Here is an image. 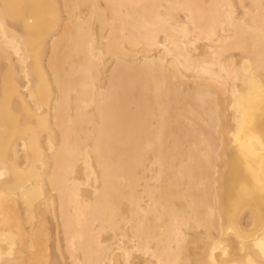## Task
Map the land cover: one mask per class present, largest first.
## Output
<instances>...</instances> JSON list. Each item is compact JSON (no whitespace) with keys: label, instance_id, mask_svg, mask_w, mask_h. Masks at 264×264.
Listing matches in <instances>:
<instances>
[{"label":"bare ground","instance_id":"1","mask_svg":"<svg viewBox=\"0 0 264 264\" xmlns=\"http://www.w3.org/2000/svg\"><path fill=\"white\" fill-rule=\"evenodd\" d=\"M0 24V264L264 261V0H0Z\"/></svg>","mask_w":264,"mask_h":264},{"label":"snow or ice","instance_id":"2","mask_svg":"<svg viewBox=\"0 0 264 264\" xmlns=\"http://www.w3.org/2000/svg\"><path fill=\"white\" fill-rule=\"evenodd\" d=\"M0 26H2V24H0ZM233 231L232 228H229V232L231 233ZM218 247L222 250H224V245L223 243H220L218 245ZM257 247L260 249V252L262 254H264V240H261L258 242V245ZM217 250V246L214 245L212 247V257H211V264H226V262L224 260H220L219 262L216 260L215 258V252ZM141 251L144 252L145 255H147V250H142L141 248L139 247H136L135 246V241H133V246L130 247V248H124V247H120L118 249V252L123 256V260L121 261H116V260H113L112 264H140V261L137 259V256L136 254L140 253ZM228 253L227 251L225 250V256H227ZM203 264H208L207 261H204ZM231 264H243V261L241 260H238V259H234ZM247 264H253L251 258H249ZM261 264H264V261L261 262Z\"/></svg>","mask_w":264,"mask_h":264}]
</instances>
